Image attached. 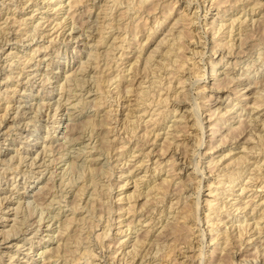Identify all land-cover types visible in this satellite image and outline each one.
Wrapping results in <instances>:
<instances>
[{
	"label": "rangeland",
	"instance_id": "rangeland-1",
	"mask_svg": "<svg viewBox=\"0 0 264 264\" xmlns=\"http://www.w3.org/2000/svg\"><path fill=\"white\" fill-rule=\"evenodd\" d=\"M75 1L0 0V264H264V0Z\"/></svg>",
	"mask_w": 264,
	"mask_h": 264
},
{
	"label": "bare ground",
	"instance_id": "bare-ground-1",
	"mask_svg": "<svg viewBox=\"0 0 264 264\" xmlns=\"http://www.w3.org/2000/svg\"><path fill=\"white\" fill-rule=\"evenodd\" d=\"M4 1H5V0H4ZM38 1H39V0H38ZM47 1H48V0H47ZM59 1H60V0H59ZM78 1H79V0H76L75 2L78 3ZM92 1H93V0H92ZM137 1H138V0H137ZM16 2H17V1H16ZM36 2H37V1H36ZM210 2H211V1H210ZM219 2H220V1H219ZM225 2H226V1H225ZM256 2H258V1H256ZM9 3H10V2H9ZM42 3H43V2H42ZM76 3H74V4H76ZM138 3H140V2H138ZM143 3H145V2H143ZM189 3H191V2H189ZM202 3H203V2H202ZM212 3H213V2H212ZM221 3H222V2H220V5H221ZM223 3H224V2H223ZM2 4H3V2H2ZM22 4H23V3H22ZM257 4H259V2H258ZM16 5H17V4H16ZM39 5H40V4H39ZM200 5H201V4H200ZM207 5H208V4H207ZM143 6H144V5H143ZM212 6H213V5H212ZM217 6H218V5H217ZM253 6H254V5H253ZM55 7H56V6H55ZM249 7H250V6H249ZM258 7H259V6H258ZM7 8H8V7H7ZM21 8H22V7H21ZM56 8H57V7H56ZM143 8H144V7H143ZM201 8H202V7H201ZM35 9H36V8H35ZM61 9H62V8H61ZM135 9H136V8H135ZM205 9H206V8H205ZM226 9H227V8H226ZM228 9H229V8H228ZM17 10H18V9H17ZM17 10H16V11H17ZM30 10H31V9H30ZM44 10H45V9H44ZM199 10H200V9H199ZM20 11H21V10H20ZM67 11H68V10H67ZM125 11H126V10H125ZM223 11H224V10H223ZM225 11H226V10H225ZM250 11H251V10H250ZM6 12H7V11H6ZM47 12H48V11H47ZM183 12H184V11H183ZM183 12H182V13H183ZM182 13H181V14H182ZM192 13H193V15H194V12H192ZM68 14H69V13H68ZM125 14H126V13H125ZM181 14H180V15H181ZM185 14H186V13H185ZM1 15H2V14H1ZM14 15H15V14H14ZM72 15H73V13H72ZM118 15H119V13H118ZM118 15H117V16H118ZM122 15H123V14H122ZM180 15H179V17H180ZM43 16H44V15H43ZM67 16H68V15H67ZM119 16H120V15H119ZM135 16H136V15H135ZM166 16H167V15H166ZM188 16H189V15H188ZM197 16H198V15H197ZM197 16H196V17H197ZM71 17H72V16H71ZM177 17H178V16H177ZM177 17H176V18H177ZM179 17H178V18H179ZM184 17H185V16H184ZM87 18H88V17H87ZM118 18H119V17H118ZM180 18H182V17H180ZM185 18H186V17H185ZM246 18H247V17H246ZM22 19H23V18H22ZM62 19H63V17H62ZM62 19H61V20H62ZM193 19H194V17H193ZM204 19H205V18H204ZM244 19H245V17H244ZM244 19H243V20H244ZM253 19H254V18H253ZM4 20H5V19H4ZM20 20H21V19H20ZM52 20H53V19H52ZM84 20H85V19H84ZM112 20H113V19H112ZM116 20H117V19H116ZM180 20H182V19H180ZM190 20H191V19H190ZM190 20H189V22H190ZM212 20H213V18H212ZM255 20H256V19H255ZM94 21H95V20H94ZM174 21H175V20H174ZM187 21H188V19H187ZM197 21H198V19H197ZM228 21H229V20H228ZM13 22H14V24H15V21H13ZM17 22H18V21H17ZM80 22H81V21H80ZM83 22H84V21H83ZM85 22H86V21H85ZM92 22H93V21H92ZM112 22H113V21H112ZM112 22H111V24H112ZM175 22H176V21H175ZM175 22H173V24H174ZM178 22H179V21H178ZM178 22H177L176 24H178ZM180 22H181V21H180ZM180 22H179V25H180ZM182 22H184V20H183ZM182 22H181V23H182ZM185 22H186V21H185ZM212 22H213V21H212ZM232 22H234V21L232 20L231 23H232ZM252 22H253V21H252ZM257 22H259V21H257ZM54 23H55V22H54ZM58 23H59V22H58ZM155 23H156V22H155ZM190 23H191V22H190ZM221 23H222V22H221ZM238 23H239V22H238ZM240 23H241V22H240ZM43 24H44V23H43ZM46 24H47V23H46ZM107 24H108V23H107ZM186 24H187V22H186ZM188 24H189V23H188ZM192 24H193V22H192ZM223 24H225V23H223ZM10 25H11V24H10ZM34 25H35V24H34ZM56 25L58 26V24H56ZM56 25H55V28L57 27ZM72 25H73V24H72ZM88 25H89V24H88ZM88 25H87V26H88ZM104 25H105V24H104ZM183 25H184V24H182L181 27H182ZM189 25H191V24H189ZM209 25H211V24H209ZM220 25H221V24H220ZM246 25H247V24H246ZM251 25H252V24H251ZM11 26H12V25H11ZM159 26H160V25H159ZM169 26H170V25H169ZM185 26H186V25H185ZM185 26H184V27H185ZM187 26H188V25H187ZM238 26H239V25H238ZM47 27H48V26H47ZM108 27H109V26H108ZM134 27H135V26H134ZM184 27H183V28H184ZM209 27H210V26H209ZM221 27H222V26H221ZM52 28H53V27H52ZM77 28H78V27H77ZM96 28H98V27H96ZM132 28H133V27H132ZM132 28H131V30H132ZM135 28H136V27H135ZM135 28H134V30H135ZM234 28H235V27H234ZM14 29H15V28H14ZM34 29H36V28H34ZM53 29H54V28H53ZM53 29H52V30H53ZM104 29H105V28H104ZM116 29H117V28H116ZM180 29H182V28H180ZM184 29H185V28H184ZM188 29H189V28H188ZM95 30H96V29H95ZM97 30H98V29H97ZM97 30H96V31H97ZM105 30H106V29H105ZM167 30H168V29H167ZM176 30H177V29H176ZM217 30H218V29H217ZM225 30H226V29H225ZM229 30H230V29H229ZM2 31H3V30H2ZM92 31H93V30H92ZM170 31H171V30H170ZM172 31H173V29H172ZM178 31H179V30H178ZM180 31H181V32L183 31L182 33H185L186 35L188 34L187 31H184L183 29L180 30ZM180 31H179V33H181ZM219 31H220V30H219ZM238 31H239V30H238ZM88 32H89V31H88ZM225 32H226V31H225ZM229 32H230V31H228V33H229ZM32 33H33V32H32ZM34 33H35V32H34ZM48 33H49V32H48ZM65 33H66V32H65ZM130 33H131V32H130ZM133 33H135V32H133ZM133 33H132V34H133ZM179 33H178V35H179ZM69 34H70V33H69ZM189 34H191V33H189ZM189 34H188V35H189ZM216 34H217V33H216ZM238 34H239V33H238ZM98 35H100V34H98ZM180 35H182V38L184 37V36H183L184 34H180ZM186 35H185V36H186ZM188 35H187V36H188ZM191 35H192V34H191ZM212 35H213V34H212ZM220 35H221V34H220ZM223 35H225V34H223ZM5 36H6V35H5ZM25 36H26V35H25ZM34 36H35V35H34ZM38 36H39V35H38ZM63 36H64V35H63ZM122 36H124V35H122ZM168 36H169V35H168ZM174 36H175V35H174ZM176 36H177V35H176ZM187 36H186V37H187ZM237 36H238V35H237ZM177 37H178V39L180 38V36H177ZM118 38H119V37H118ZM163 38L165 39V37H163ZM169 38H170V37H169ZM173 38H174V37H173ZM241 38H242V37H241ZM100 39H101V38H100ZM114 39H116V38H114ZM120 39H121V38H120ZM171 39H172V38H171ZM175 39H176V37H175ZM196 39H197V38H196ZM243 39H244V38H243ZM29 40H30V39H29ZM29 40H28V41H29ZM54 40H55V39H54ZM61 40H62V39H61ZM102 40H103V39H102ZM102 40H101V41H102ZM125 40H126V39H125ZM132 40H133V39H132ZM165 40L168 41L167 39H165ZM165 40H164V41H165ZM172 40H173V39H172ZM180 40H181V39H180ZM229 40H230V39H229ZM239 40H240V39H239ZM5 41H7V40L5 39ZM5 41H4V42H5ZM160 41H161V40H160ZM164 41H163V42H164ZM210 41H212V40H210ZM217 41H218V40H217ZM244 41H245V39H244ZM17 42H19V41H17ZM103 42H104V41H103ZM124 42H125V41H124ZM127 42H128V40H127ZM133 42H134V41H132V43H133ZM161 42H162V41H161ZM175 42H176V41H175ZM178 42H179V41H178ZM222 42H223V41H222ZM222 42H221V43H222ZM229 42H230V41H229ZM229 42H228V43H229ZM238 42H239V41H238ZM97 43H98V42H97ZM99 43L101 44L102 42H99ZM125 43H126V42H125ZM180 43H181V42H180ZM199 43H200V42H199ZM211 43H212V42H211ZM213 43H214V42H213ZM219 43H220V42H219ZM0 44H1V43H0ZM85 44H86V42H85ZM166 44H167V43H166ZM178 44H179V43H178ZM178 44H177V45H178ZM181 44H182V43H181ZM195 44H196V43H195ZM201 44H202V43H201ZM214 44H215V43H214ZM222 44H223V43H222ZM225 44H226V43H225ZM225 44H224V45H225ZM231 44H232V42H231ZM12 45H13V44H12ZM96 45H97V44H96ZM164 45H165V42H164ZM184 45H185V44H184ZM220 45H221V44H220ZM224 45H222V46L224 47ZM87 46H88V45H87ZM130 46H131V45H130ZM132 46H133V45H132ZM170 46H171V45H170ZM178 46H179V45H178ZM203 46H204V45H203ZM214 46H215V45H214ZM214 46H213V47H214ZM117 47H118V46H117ZM175 47H176V46H175ZM180 47H181V46H180ZM180 47H179V48H180ZM185 47H186V46H185ZM201 47H202V46H201ZM220 47H221V46H220ZM225 47H226V45H225ZM232 47H234V46H232ZM232 47H231V48H232ZM172 48H173V47H172ZM186 48H187V47H186ZM205 48H206V47H205ZM209 48H211V47H209ZM108 49H109V48H108ZM120 49H121V48H120ZM189 49H190V48H189ZM164 50H165V49H164ZM169 50H171V49H169ZM169 50H168V51H169ZM173 50H174V49H172V51H173ZM196 50H197V49H196ZM221 50H222V49H221ZM223 50H224V49H223ZM229 50H230V49H229ZM231 50H232V49H231ZM106 51H107V50H106ZM106 51H105V53H106ZM109 51H110V50H109ZM172 51H170V53H171ZM211 51H212V50H211ZM89 52H90V51H89ZM173 52H174V51H173ZM188 52H189V51H188ZM242 52H243V51H242ZM96 53H97V52H96ZM139 53H140V52H139ZM157 53H158V52H157ZM164 53H165V52H164ZM168 53H169V52H168ZM195 53H196V52H195ZM197 53H198V52H197ZM201 53H202V52H201ZM220 53H221V52H220ZM230 53H231V51H230ZM230 53H229V54H230ZM243 53H244V52H243ZM91 54H92V53H91ZM166 54H167V53H166ZM172 54H173V53H172ZM213 54H214V53H213ZM237 54H238V53H237ZM31 55H32V54H31ZM103 55H104V54H103ZM109 55H110V54H109ZM169 55H170V54H169ZM149 56H150V55H149ZM151 56H153V55H151ZM160 56H161V55H160ZM166 56H167V55H166ZM179 56H180V54H179ZM188 56H189V55H188ZM212 56H213V55H212ZM32 57H33V56H32ZM94 57H95V56H94ZM98 57H99V56H98ZM189 57H190V56H189ZM95 58H96V57H95ZM105 58H106V57H105ZM150 58H151V57H150ZM150 58H149V59H150ZM177 58H178V57H177ZM184 58H185V57H184ZM186 58H187V57H186ZM193 58H194V57H193ZM220 58H221V57H220ZM220 58H219L218 60H220ZM89 59H90V58H89ZM92 59H93V58H92ZM147 59H148V57H147ZM162 59H163V58H162ZM170 59H171V58H170ZM174 59H175V58H174ZM94 60H95V59H94ZM178 60H179V59H178ZM24 61H25V60H24ZM42 61H43V60H42ZM97 61H98V60H97ZM228 61H229V60H228ZM148 62H149V61H148ZM161 62H162V61H161ZM165 62H166V61H165ZM173 62H174V61H173ZM214 62H217V61H216V60H215V61H212V65L210 66V67H211V69H210V70H211V71H210L211 74L215 72ZM21 63H22V62H21ZM85 63L87 64V62H85ZM136 63H137V62H136ZM146 63H147V62H146ZM191 63H192V62H191ZM7 64H8V63H7ZM25 64H26V63H25ZM82 64H83V63H82ZM131 64H132V63H131ZM185 64H186V63H185ZM173 65H174V64H173ZM175 65H176V64H175ZM193 65H194V64H193ZM97 66H98V65H97ZM129 66H130V65H129ZM135 66H136V65H135ZM144 66L146 67V65H143V67H144ZM168 66H169V65H168ZM180 66L183 67L184 64H183V66H182V64H180ZM203 66H204V65H203ZM32 67H33V66H32ZM35 67H36V65H35ZM95 67H96V66H95ZM151 67H153V66H151ZM193 67H194V66H193ZM98 68H99V67H98ZM102 68H103V67H102ZM157 68H158V67H157ZM175 68H176V67H175ZM20 69H21V68H20ZM84 69H85V68H84ZM128 69H129V68H128ZM129 70H130V69H129ZM143 70H145V69H143ZM190 70H191V69H190ZM83 71H84V70H83ZM83 71H82V72H83ZM127 71H128V70H127ZM186 71H187V70H186ZM37 72H38V71H37ZM76 72H77V71H76ZM92 72H93V71H92ZM132 72H133V71H132ZM136 72H137V71H136ZM159 72H160V71H159ZM172 72H173V71H172ZM79 73H80V72H79ZM105 73H106V72H105ZM105 73H104V74H105ZM163 73H164V72H163ZM163 73H162V74H163ZM177 73H178V72H177ZM10 74H11V73H10ZM20 74H21V73H20ZM36 74H37V73H36ZM90 74H91V73H90ZM99 74H101V73H99ZM134 74H137V73H134ZM157 74H158V73H157ZM13 75H14V74H13ZM32 75H33V74H32ZM171 75H172V74H171ZM9 76H10V75H9ZM30 76H31V75H30ZM70 76H71V75H70ZM131 76H132V75H131ZM152 76H153V74H152ZM165 76H166V75H165ZM200 76H201V75H200ZM215 76H216V75H215ZM72 77H73V76H72ZM98 77H99V76H98ZM115 77H116V76H115ZM176 77H177V76H176ZM226 77H227V76H226ZM226 77H224V78H226ZM46 78H47V77H46ZM81 78H82V77H81ZM84 78H85V77H84ZM120 78H122V77H119V79H120ZM213 78H215V77H213ZM221 78H222V77H221ZM221 78H220V79H221ZM231 78H232V77H231ZM16 79H17V78H16ZM74 79H75V78H74ZM99 79H100V78H98V80H99ZM130 79H131V78H130ZM132 79H133V78H132ZM132 79H131V80H132ZM143 79H144V78H143ZM197 79H198V78H197ZM216 79H217V78H216ZM6 80H7V79H6ZM41 80H42V79H41ZM69 80H70V79H69ZM145 80H146V79H145ZM169 80H170V79H169ZM169 80H168V81H169ZM211 80H212V79H211ZM46 81H47V80H46ZM66 81H68V79H67ZM76 81H77V79H76ZM165 81H166V80H165ZM191 81H192V80H191ZM194 81H195V80H194ZM196 81H197V80H196ZM216 81H217V80H216ZM230 81H231V80H230ZM0 82H1V81H0ZM44 82H45V81H44ZM47 82H48V81H47ZM70 82H71V81H70ZM70 82H69V83H70ZM74 82H75V81H74ZM77 82H79V81H77ZM83 82H84V81H83ZM83 82H82V83H83ZM87 82H88V80H87ZM178 82H179V81H178ZM185 82H186V81H185ZM253 82H255V81H253ZM253 82H252V83H253ZM256 82H257V81H256ZM1 83H2V82H1ZM71 83H72V82H71ZM75 83H76V82H75ZM91 83H92V82H91ZM107 83H108V82H107ZM118 83H119V82H118ZM127 83H128V82H127ZM136 83H137V82H136ZM181 83H182V81H181ZM236 83H237V82H236ZM261 83H262V82H261ZM17 84H18V83H17ZM62 84H63V83H62ZM80 84H81V83H79V85H80ZM100 84H101V83H100ZM129 84H130V82H129ZM212 84H213V83H212ZM256 84H257V83H256ZM55 85H56V84H55ZM77 85H78V84H77ZM81 85H84V84H81ZM141 85H142V84H141ZM143 85H145V84H143ZM147 85H148V84H147ZM149 85H150V84H149ZM158 85H159V84H158ZM168 85H169V83H168ZM180 85H181V84H180ZM182 85H183V83H182ZM33 86H34V85H33ZM94 86H95V85H94ZM116 86H117V85H116ZM137 86H138V85H137ZM173 86H174V85H173ZM261 86H262V85H261ZM30 87H31V85H30ZM62 87H63V86H62ZM76 87H77V86H76ZM79 87H80V86H79ZM98 87H99V86H98ZM131 87H132V86H131ZM161 87H162V86H161ZM164 87H165V86H164ZM174 87H175V86H174ZM186 87H187V86H186ZM259 87H260V86H259ZM16 88H17V87H16ZM63 88H64V87H63ZM169 88H170V87H169ZM169 88H168V89H169ZM217 88H218V87H217ZM237 88H238V87H237ZM262 88H263V87H262ZM262 88H261V89H262ZM5 89H6V87H5ZM25 89H26V88H25ZM152 89H153V87H152ZM172 89H173V88H172ZM202 89H203V88H202ZM204 89H205V88H204ZM233 89H234V88H233ZM23 90H24V89H23ZM69 90H70V89H69ZM112 90H113V89H112ZM118 90H119V89H118ZM124 90H125V89H124ZM128 90H129V88H128ZM130 90H131V89H130ZM130 90H129V91H130ZM157 90H158V89H157ZM163 90H164V89H163ZM165 90H166V89H165ZM72 91H73V89H72ZM116 91H117V90H116ZM125 91H126V90H125ZM146 91H147V90H146ZM159 91H160V90H159ZM201 91H202V90H201ZM20 92H21V91H20ZM30 92H31V91H30ZM73 92H74V91H73ZM76 92H77V91H76ZM88 92H89V91H88ZM127 92H128V91H127ZM131 92H132V91H131ZM135 92H136V91H135ZM141 92H143V91H141ZM141 92H140V90H139L140 95H143V94H141ZM177 92H178V91H177ZM179 92H180V91H179ZM229 92H230V91H229ZM260 92H261V91H260ZM263 92H264V91H263ZM31 93H32V92H31ZM61 93H62V92H61ZM120 93H121V92H120ZM132 93H134V92H132ZM139 93H138V94H139ZM156 93L159 94L158 92H156ZM160 93H161V92H160ZM164 93H165V92H164ZM236 93H237V92H236ZM256 93H257V92H256ZM4 94H5V93H4ZM32 94H33V93H32ZM118 94H119V93H118ZM127 94H128V93H127ZM145 94H146V93H145ZM168 94H169V93H168ZM176 94H177V93H176ZM232 94H234V93L232 92ZM257 94H258V93H257ZM75 95H76V94H75ZM84 95H85V94H84ZM151 95H153L152 92H151ZM183 95H184V94H183ZM263 95H264V94H263ZM142 97H143V96H142ZM166 97H167V96H166ZM175 97H176V96H175ZM239 97H240V96H239ZM242 97H243V96H242ZM257 97H258V96H257ZM260 97H261V96H260ZM75 98H76V97H75ZM100 98H101V97H100ZM100 98H99V99H100ZM158 98H159V97H158ZM185 98H186V97H185ZM216 98H217V97H216ZM254 98H255V97H254ZM9 99H10V98H9ZM77 99H78V98H77ZM137 99H138V98H137ZM65 100H66V99H65ZM65 100H64V101H65ZM84 100H85V99H84ZM84 100H82V101H84ZM138 100H139V99H138ZM155 100H157V99H155ZM166 100H167V99H166ZM237 100H238V99H237ZM258 100H259V99H258ZM262 100H263V99H262ZM32 101H33V100H32ZM76 101H77V100H76ZM141 101H142V100H141ZM41 102H42V101H41ZM47 102H48V101H47ZM47 102H46V103H47ZM62 102H63V101H62ZM88 102H89V101H88ZM135 102H136V101H135ZM151 102H152V101H151ZM157 102H158V101H157ZM159 102H160V101H159ZM183 102H184V101H183ZM263 102H264V101H262L261 103H263ZM17 103H18V102H17ZM31 103H32V102H31ZM73 103H74V102H73ZM75 103H78V102H75ZM75 103L73 104L74 106H75ZM146 103H147V102H146ZM146 103H144V104H146ZM238 103H239V102H238ZM243 103H244V102H243ZM255 103H256V102H255ZM39 104H40V103H39ZM42 104H43V102H42ZM48 104H49V103H48ZM54 104H55V103H54ZM80 104H82V103H80ZM98 104H99V103H98ZM136 104H137V103H136ZM138 104H139V103H138ZM147 104H148V103H147ZM149 104H150V103H149ZM253 104H254V103H253ZM8 105H9V104H8ZM37 105H38V104H37ZM56 105H58V104H56ZM73 105H72V106H73ZM76 105H77V104H76ZM78 105H79V104H78ZM99 105H100V104H99ZM123 105H124V104H123ZM126 105H127V104H126ZM156 105H157V104H156ZM6 106H7V105H6ZM11 106H12V105H11ZM39 106H40V105H39ZM41 106L43 107V105H41ZM68 106H70V104H69ZM68 106H67V107H68ZM86 106H87V105H86ZM92 106H93V105H92ZM97 106H98V105H97ZM148 106H149V105H148ZM198 106H199V105H198ZM243 106H244V105H243ZM257 106H258V105H257ZM17 107H18V106H17ZM55 107L57 108V106H55ZM199 107H200V106H199ZM10 108H11V107H10ZM58 108H59V107H58ZM74 108H75V107H74ZM126 108H127V107H126ZM256 108H257V107H256ZM256 108H255V109H256ZM5 109H6V108H5ZM35 109H36V108H35ZM53 109H55V108H53ZM78 109H79V108H78ZM110 109H111V107H110ZM178 109H179V108H178ZM208 109H209V108H208ZM263 109H264V108H263ZM28 110H29V109H28ZM41 110H42V109H41ZM68 110H69V109H68ZM103 110H104V109H103ZM108 110H109V109H108ZM146 110H147V108H145V111H146ZM158 110H159V109H157L156 111H158ZM227 110H228V108H227ZM9 111H10V110H9ZM12 111H13V110H12ZM19 111H20V110H19ZM156 111H154V112H156ZM229 111H230V110H229ZM247 111H248V110H247ZM3 112H4V111H3ZM69 112H70V111H69ZM127 112H128V111H127ZM152 112H153V111H152ZM210 112H211V111H210ZM210 112H209V113H210ZM226 112H227V111H226ZM248 112H249V111H248ZM260 112H261V111H260ZM52 113H53V112H52ZM140 113H141V112H140ZM168 113H169V112H168ZM170 113H171V112H170ZM175 113H176V112H175ZM223 113H224V112H223ZM237 113H238V112H237ZM5 114H6V113H5ZM5 114H4V115H5ZM13 114H14V113H13ZM33 114H34V111H33ZM46 114H47V113H46ZM123 114H124V113H123ZM212 114H214V113H212ZM36 115H37V114H36ZM135 115H136V114H135ZM135 115H134V116H135ZM192 115H193V114H192ZM253 115H254V114H253ZM1 116H2V115H1ZM27 116H28V115H27ZM137 116H138V115H137ZM156 116H158V115L156 114ZM212 116H213V115H212ZM222 116H223V114H222ZM38 117H39V116H38ZM69 117H70V116H69ZM182 117H183V116H182ZM182 117H181L180 119H182ZM245 117H246V116H245ZM255 117H256V116H255ZM17 118H18V117H17ZM46 118H47V117H46ZM199 118H200V117H199ZM240 118H241V117H240ZM240 118H239V119H240ZM102 119H103V118H102ZM125 119H127V118H125ZM148 119H149V118H148ZM148 119H147V120H148ZM150 119H151V117H150ZM152 119H153V118H152ZM152 119H151V120H152ZM229 119H230V118H229ZM242 119H243V118H242ZM249 119H250V118H249ZM25 120H26V119H25ZM30 120H31V119H30ZM116 120H117V119H116ZM132 120H133V119H132ZM153 120H154V119H153ZM183 120H184V119H183ZM200 120L202 121V119H200ZM243 120H244V119H243ZM247 120H248V118H247ZM261 120H262V119H261ZM28 121H29V120H28ZM100 121H101V120H100ZM129 121H130V120H129ZM148 121H149V120H148ZM240 121H241V120H240ZM245 121H246V120H245ZM254 121H255V120H254ZM257 121H258V120H257ZM26 122H27V121H26ZM29 122H30V121H29ZM36 122H37V120H36ZM38 122H39V121H38ZM116 122H118V121H116ZM141 122H142V121H141ZM193 122H194V121H193ZM58 123H59V121H58ZM100 123H101V122H100ZM100 123H98V124L100 125ZM113 123H114V122H113ZM147 123H148V122H147ZM149 123H150V122H149ZM156 123H157V122H156ZM246 123H247V122H246ZM250 123H251V122H250ZM26 124H27V123H26ZM60 124H61V123H60ZM105 124H106V123H105ZM157 124H158V123H157ZM174 124H175V123H174ZM214 124H215V121H214L213 125H214ZM216 124H217V123H216ZM239 124L242 125L241 122H240ZM251 124H252V123H251ZM9 125H10V124H9ZM17 125H18V124H17ZM17 125H16V126H17ZM101 125H103V124H101ZM106 125H107V124H106ZM175 125H176V124H175ZM204 125H205V124H204ZM213 125H212V126H213ZM22 126H23V125H22ZM69 126H70V124H69ZM93 126H94V125H93ZM95 126H96V125H95ZM103 126H104V125H103ZM110 126H111V125H110ZM171 126H172V124H171ZM180 126H181V125H180ZM180 126H179V127H180ZM186 126H187V125H186ZM214 126H215V125H214ZM242 126H243V125H242ZM244 126H245V125H244ZM247 126H249V125H247ZM117 127H118V126H117ZM137 127H138V126H137ZM173 127H174V125H173ZM240 127H241V126H240ZM257 127H258V126H257ZM133 128H134V127H133ZM145 128H146V127H145ZM153 128H154V127H153ZM170 128H172V127H170ZM180 128H181V127H180ZM182 128L184 129L183 126H182ZM200 128H201V127H200ZM213 128H214V127H213ZM242 128H243V127H242ZM103 129H104V128H103ZM177 129H178V128H177ZM216 129H217V128H216ZM262 129H263V126H262ZM6 130H7V129H6ZM119 130L121 131L120 128H119ZM124 130H125V129H124ZM124 130H123V131H124ZM144 130H145V129H144ZM146 130H147V129H146ZM152 130H153V129H152ZM179 130H181V129H179ZM211 130H212V129H211ZM230 130H233V129L230 128ZM245 130H246V129H245ZM245 130H244V131H245ZM248 130H249V129H248ZM7 131H8V130H7ZM14 131H15V130H14ZM105 131H106V130H105ZM132 131H133V130H132ZM147 131H148V130H147ZM182 131H183V130H182ZM226 131H227V130H226ZM252 131H253V130H252ZM143 132H144V131H143ZM184 132H185V131H184ZM211 132H212V131H211ZM213 132H214V130H213ZM215 132H216V130H215ZM241 132H242V131H241ZM253 132H254V131H253ZM88 133H89V132H88ZM105 133H106V132H105ZM107 133H108V132H107ZM124 133H125V132H124ZM145 133H146V132H145ZM149 133H150V132H149ZM156 133H157V132H156ZM156 133H155V134H156ZM203 133H204V132H203ZM216 133H217V132H216ZM250 133H251V132H250ZM132 134H133V133H132ZM172 134H173V133H172ZM175 134H176V136H179V135H177V133H175ZM214 134H215V133H213V136H214ZM224 134H225V133H224ZM240 134H241V133H240ZM255 134L257 135V133H255ZM16 135H17V134H16ZM22 135H23V134H22ZM79 135H81V134H79ZM130 135H131V134H130ZM144 135H145V134H143V136H144ZM168 135H170V134H168ZM200 135H201V134H200ZM258 135H259V134H258ZM262 135H263V133H262ZM74 136L76 137V135H74ZM77 136H78V135H77ZM104 136H105V135H104ZM126 136H127V135H126ZM131 136H132V135H131ZM138 136H139V135H138ZM153 136H154V135H153ZM153 136H152V137H153ZM156 136H157V135H156ZM156 136H155V137H156ZM158 136H159V135H158ZM185 136H186V135H185ZM201 136H202V135H201ZM26 137H27V135H26ZM70 137H71V136H70ZM113 137H114V136H113ZM127 137H128V136H127ZM166 137H167V136H166ZM171 137H172V136H171ZM173 137H174V136H173ZM259 137H260V136H259ZM23 138H25V137H23ZM72 138H73V137H72ZM72 138H71V139H72ZM89 138H90V136H89ZM139 138H140V137H139ZM212 138H213V137H212ZM247 138H249V137L247 136ZM247 138H246V139H247ZM250 138H252V137H250ZM253 138H255V137H253ZM75 139H78V138H75ZM104 139H105V138H104ZM109 139H110V138H109ZM109 139H108V140H109ZM154 139H155V138H154ZM198 139H199V138H198ZM198 139H197V140H198ZM69 140H70V139H69ZM100 140H103V139H100ZM127 140H128V139H127ZM140 140H141V138H140ZM142 140H143V139H142ZM145 140H146V139H145ZM152 140H153V138H152ZM163 140H164V139H163ZM165 140H167V138H166ZM197 140H196V141H197ZM244 140H245V139H244ZM249 140H250V139H249ZM251 140H252V139H251ZM257 140H258V138H257ZM105 141H106V139H105ZM179 141H180V140H179ZM196 141H195V142H196ZM201 141H202V140H201ZM201 141H200V142H201ZM212 141H213V140H212ZM233 141H234V140H233ZM240 141H241V140H240ZM245 141H246V140H245ZM252 141H253V140H252ZM259 141H260V140H259ZM101 142H102V141H101ZM121 142H122V141H121ZM151 142H153V141H151ZM166 142H167V143H168V142H171V139L169 138V140H167ZM177 142H178V141H177ZM209 142H210V141H209ZM65 143H66V142H65ZM108 143H109V142H108ZM171 143H172V142H171ZM182 143H183V142H182ZM237 143H238V142H237ZM59 144H60V143H59ZM109 144H110V143H109ZM150 144H151V143H150ZM163 144L165 145V143H163ZM168 144H169V143H168ZM177 144H178V143H177ZM177 144H176V145H177ZM208 144H209V143H208ZM221 144H222V143H221ZM62 145H63V144H62ZM85 145H86V144H85ZM93 145H94V144H93ZM100 145H101V144H100ZM104 145H105V144H104ZM104 145H103V147H104ZM134 145H135V144H134ZM137 145H138V144H137ZM139 145H140V144H139ZM182 145H183V144H182ZM187 145H188V144H187ZM263 145H264V144H263ZM58 146H59V145H58ZM107 146H109V145L107 144ZM107 146H106V147H107ZM167 146H168V145H167ZM251 146H252V145H251ZM43 147L45 148V146H43ZM100 147H102V146H100ZM103 147H102V148H103ZM119 147H120V145H119ZM119 147H118V148H119ZM162 147H163V146H162ZM164 147H165V146H164ZM178 147H179V146H178ZM263 147H264V146H263ZM49 148H50V147H49ZM64 148H65V147H64ZM78 148H79V147H78ZM95 148H96V147H95ZM211 148H212V147H211ZM56 149H57V146H56ZM109 149H110V148H109ZM111 149H112V148H111ZM120 149H121V148H120ZM160 149H161V148H160ZM176 149H177V148H176ZM241 149H243V148L241 147ZM54 150H55V149H54ZM106 150H107V149H106ZM121 150H122V149H121ZM132 150H133V149H132ZM158 150H159V149H158ZM162 150H163V148L161 149V151H162ZM210 150H211V149H210ZM210 150H209V151H210ZM42 151H43V150H42ZM138 151H140V149H139ZM155 151H156V150H155ZM155 151H153V152H155ZM163 151H164V150H163ZM173 151H174V150H173ZM175 151H176V150H175ZM190 151H191V150H190ZM48 152H49V151H48ZM58 152H59V151H58ZM64 152H65V151H64ZM64 152H63V153H64ZM164 152H165V151H164ZM61 153H62V152H60V154H61ZM112 153H113V152H112ZM138 153H139V152H138ZM150 153H151V152H150ZM155 153H156V152H155ZM161 153H162V152H161ZM161 153H160V154H161ZM193 153H194V152H193ZM200 153H201V152H200ZM253 153H254V152H253ZM37 154H38V153H37ZM107 154H108V153H107ZM144 154H145V153H144ZM160 154H159V156H163V154H162V155H160ZM184 154H185V153H184ZM23 155H24V154H23ZM100 155H101V154H100ZM104 155H105V153H104ZM141 155H142V154H141ZM145 155H146V154H145ZM147 155H148V154H147ZM151 155H153V153H152ZM185 155H186V154H185ZM241 155H242V154H241ZM243 155H244V154H243ZM17 156H18V155H17ZM29 156H30V155H29ZM41 156H42V155H41ZM65 156H66V155H65ZM155 156H156V155H155ZM173 156H174V155H173ZM223 156H224V155H223ZM19 157H20V156H19ZM63 157H64V155H63ZM86 157H87V156H86ZM167 157H168V156H167ZM171 157H172V156H171ZM171 157H170V158H171ZM186 157H187V156H186ZM38 158H39V157H38ZM56 158H57V157H56ZM170 158H167V159L169 160ZM231 158H232V157H231ZM231 158H230V159H231ZM13 159H14V158H13ZM24 159H25V158H24ZM31 159H32V158H31ZM51 159H52V158H51ZM67 159H68V158H67ZM107 159H108V158H107ZM131 159H132V158H131ZM211 159H212V158H211ZM34 160H35V159H34ZM44 160H45V159H44ZM54 160H57V159H54ZM152 160H153V159H152ZM156 160H158V159H156ZM156 160H155V161H156ZM209 160H210V159H209ZM215 160H216V159H215ZM218 160H219V159H218ZM236 160H238V158H237ZM241 160H242V159H241ZM244 160H245V156H244ZM29 161H30V160H29ZM29 161H28V162H29ZM31 161H32V160H31ZM52 161H53V160H52ZM72 161H73V160H72ZM118 161H119V160H118ZM123 161H124V160H123ZM153 161H154V160H153ZM210 161H211V160H210ZM212 161L214 162V160H212ZM239 161H240V160H239ZM260 161H261V160H260ZM5 162H6V161H5ZM20 162H21V161H20ZM46 162H47V161H46ZM49 162H50V161H49ZM70 162H71V161H70ZM70 162H69V163H70ZM161 162H162V161H161ZM164 162H165V161H164ZM208 162H209V161H208ZM208 162H207V163H208ZM235 162H236V161H235ZM240 162H241V161H240ZM17 163H18V162H17ZM17 163H16V164H17ZM74 163H75V162H74ZM106 163H107V162H106ZM140 163H141V162H140ZM146 163H147V162H146ZM155 163H156V162H155ZM167 163H168V162H167ZM174 163H176V162H174ZM211 163H212V162H211ZM254 163H255V162H254ZM16 164H14V165H16ZM36 164H37V163H36ZM42 164H43V163H42ZM57 164H58V163H57ZM125 164H126V162H125ZM138 164H139V162H138ZM161 164H162V163H161ZM170 164H171V163H170ZM170 164L168 165V166H170L169 168H171V167L174 165L173 163H172V164H173L172 166H171ZM209 164H210V163H209ZM214 164H215V163H214ZM214 164H213V165H214ZM225 164H226V163H225ZM228 164H230V163H228ZM233 164H234V163H233ZM261 164H262V163H261ZM12 165H13V164H12ZM14 165H13V166H14ZM20 165H21V164H20ZM31 165H32V164H31ZM66 165H67V164H66ZM69 165H70V164H69ZM75 165H76V164H75ZM75 165L73 164V166H75ZM79 165H82V164H79ZM139 165H140V164H139ZM162 165H163V164H162ZM175 165H176V164H175ZM226 165H227V164H226ZM226 165H225V166H226ZM71 166H72V163H71ZM71 166H70V167H71ZM155 166H157V165H155ZM165 166H166V165H165ZM197 166H198V165H197ZM207 166H208V165H207ZM238 166H239V165H238ZM43 167H44V166H43ZM75 167H76V166H75ZM79 167L82 168L81 166H79ZM106 167L108 168V166H106ZM116 167H117V166H116ZM137 167H139V166H137ZM157 167H158V166H157ZM223 167H224V166H223ZM133 168H134V167H133ZM158 168H159V167H158ZM177 168H178V167H177ZM208 168H209V167H208ZM210 168H211V167H210ZM212 168H213V166H212ZM230 168H231V166H230ZM12 169H14V168H12ZM35 169H36V168H35ZM38 169H39V168H38ZM69 169H70V168H69ZM75 169H76V168H75ZM82 169H83V168H82ZM155 169H156V168H155ZM249 169H250V168H249ZM253 169H254V168H253ZM29 170H30V169H29ZM56 170H58V169H56ZM62 170H63V169H62ZM144 170H145V169H144ZM209 170H210V169H209ZM211 170H212V169H211ZM256 170H257V169H256ZM49 171H50V170H49ZM60 171H61V170H60ZM129 171H131V170H129ZM136 171H137V170H136ZM158 171H159V170H158ZM170 171H171V170H170ZM177 171H178V170H177ZM248 171H249V170H248ZM126 172H127V171H126ZM172 172H173V171H172ZM172 172H171V173H172ZM249 172H250V171H249ZM256 172H257V171H256ZM42 173H43V172H42ZM55 173H56V172H55ZM120 173H121V172H120ZM151 173H153V172H151ZM156 173H157V172H156ZM173 173H174V172H173ZM175 173H176V172H175ZM210 173H211V172H210ZM210 173H208V174H210ZM243 173H244V172H243ZM21 174H22V173H21ZM21 174H20V175H21ZM26 174H27V173H26ZM134 174H135V172H134ZM143 174H144V173H143ZM141 175H142V173H141ZM224 175H225V174H224ZM230 175H231V174H230ZM10 176H11V175H10ZM10 176H9V177H10ZM22 176H23V175H22ZM51 176H52V175H51ZM139 176H140V175H139ZM142 176H143V175H142ZM210 176H211V175H210ZM215 176H216V175H215ZM227 176H228V175H227ZM231 176H232V175H231ZM62 177H63V176H62ZM151 177H152V176H151ZM172 177H173V176H172ZM199 177H200V176H199ZM219 177H220V176H219ZM15 178H16V177H15ZM15 178H14V179H15ZM26 178H27V177H26ZM48 178H49V177H48ZM59 178H60V177H59ZM140 178H141V177H140ZM148 178H150V177H148ZM220 178H221V177H220ZM226 178H227V177H226ZM232 178H233V177H232ZM232 178H231V179H232ZM250 178H251V177H250ZM60 179H61V178H60ZM202 179H203V178H202ZM246 179H247V178H246ZM47 180H48V179H47ZM139 180H140V179H139ZM141 180H143V179H141ZM165 180H166V179H164V181H165ZM224 180H225V178H224ZM226 180H228V179H226ZM11 181H12V180H11ZM125 181H126V179H125ZM136 181H137V180H136ZM154 181H155V180H154ZM169 181H170V179H169ZM198 181H199V180H198ZM218 181H219V180H218ZM218 181H217V182H218ZM244 181H245V180H244ZM5 182H6V181H5ZM45 182H46V181H45ZM45 182H44V183H45ZM66 182H67V181H66ZM133 182H134V181H133ZM141 182H142V181H141ZM165 182H167V180H166ZM219 182H220V181H219ZM226 182H227V181H226ZM260 182H261V181H260ZM58 183H59V181H58ZM124 183H126V182H124ZM124 183H123V184H124ZM138 183H139V181H138ZM162 183H163V181H162ZM46 184H47V182H46ZM135 184H136V183H135ZM135 184H134V185H135ZM159 184H160V183H159ZM211 184H212V183H211ZM43 185H44V184H43ZM47 185H48V184H47ZM53 185H54V184H53ZM57 185H58V184H57ZM66 185H67V183H66ZM136 185H137V184H136ZM136 185H135V187H136ZM162 185H164V184H162ZM206 185H207V184H206ZM217 185H218V184H217ZM226 185H227V184H226ZM5 186H6V185H5ZM48 186H50V185H48ZM48 186H47V187H48ZM64 186H65V184H64ZM122 186H123V185H122ZM150 186H151V185H150ZM154 186L156 187V184H155V185H152V188H155ZM228 186H229V185H228ZM232 186H233V185H232ZM247 186H248V185H247ZM37 187H39V186H37ZM51 187H52V186H51ZM51 187H50V188H51ZM138 187H139V186H138ZM158 187L160 188V185H159V186L157 185V188H158ZM260 187H261V186H260ZM50 188H49V189H50ZM57 188H58V187H57ZM147 188H148V187H147ZM157 188H156V189H157ZM38 189H39V188H38ZM38 189H37V190H38ZM52 189H53V188H52ZM58 189H59V188H58ZM134 189H136V188H134ZM148 189H150V188H148ZM222 189H223V188H222ZM242 189H243V188H242ZM247 189H248V188H247ZM56 190H57V189H56ZM61 190H62V187H61ZM97 190H98V189H97ZM151 190H152V189H151ZM151 190H150V191H151ZM158 190H160V189H158ZM158 190H157V192H158ZM47 191H48V190H47ZM213 191H214V190H213ZM242 191H243V190H242ZM253 191H254V190H253ZM8 192H9V191H8ZM77 192H78V191H77ZM81 192H82V191H81ZM148 192H149V190H148ZM57 193H58V192H57ZM93 193H94V192H93ZM97 193H98V192H97ZM145 193H146V192H145ZM145 193H144V194H145ZM152 193H153V192H152ZM158 193H159V192H158ZM239 193H240V192H239ZM37 194H38V193H37ZM54 194H55V193H54ZM214 194H215V193H214ZM44 195H45V194H44ZM60 195H61V194H60ZM89 195H90V194H89ZM148 195H149L150 197H154V196H151V194H148ZM148 195H147V197H148ZM153 195H154V194H153ZM215 195H216V194H215ZM234 195H235V194H234ZM253 195H255V194H253ZM161 196H163V195H161ZM4 197H5V195H4ZM4 197H3V198H4ZM34 197H35V196H34ZM39 197H40V196H39ZM41 197H42V196H41ZM50 197H51V196H50ZM63 197H64V196H63ZM147 197H145V198H147ZM155 197H156V195H155ZM5 198H6V197H5ZM5 198H4V199H5ZM51 198H52V197H51ZM51 198H49V199H51ZM58 198H60V197H57L56 199H58ZM94 198H96V197H94ZM240 198H241V197H240ZM21 199H22V198H21ZM40 199H41V198H40ZM49 199H48V200H49ZM154 199H155V198H154ZM163 199H164V198H163ZM252 199H253V198H252ZM33 200H34V199H33ZM146 200H147V199H146ZM149 200H151V199H149ZM249 200H250V199H249ZM262 200H263V199H262ZM28 201H29V200H28ZM34 201H35V200H34ZM34 201H33V202H34ZM38 201H39V200H38ZM51 201H54V199H53V200L51 199ZM58 201H59V200H58ZM58 201L56 200V202H58ZM155 201H156V200H155ZM207 201H208V200H207ZM259 201H260V200H259ZM17 202H18V201H17ZM19 202H20V200H19ZM26 202H27V201H25V203H26ZM31 202H32V201H31ZM40 202H41V200H40ZM145 202H146V201H145ZM148 202H149V201H148ZM159 202H161V201H159ZM208 202H209V201H208ZM208 202H207V203H208ZM257 202H258V201H257ZM28 203H29V202H28ZM34 203H35V202H34ZM46 203H47V202H46ZM149 203H150V202H149ZM248 203H249V202H248ZM258 203H259V202H258ZM260 203H261V202H260ZM18 204H19V203H18ZM38 204H39V203H38ZM40 204H41V203H40ZM40 204H39V206H40ZM131 204H132V203H131ZM154 204H158V203L154 202ZM162 204H163V203H162ZM174 204H175V203H174ZM194 204H195V203H194ZM25 205H26V204H25ZM29 205H30V204H29ZM31 205H32V204H31ZM43 205L45 206V204H43ZM52 205H53V204H52ZM175 205H176V204H175ZM206 205H207V204H206ZM208 205H209V204H208ZM212 205H213V204H212ZM227 205H228V204H227ZM237 205H238V203H237ZM257 205H258V204H257ZM18 206H19V205H18ZM41 206H42V205H41ZM41 206H40V208H42ZM46 206H48V205H46ZM130 206H131V205L129 204V206H127V207L129 208ZM152 206H153V205H152ZM228 206H229V205H228ZM239 206H240V205H239ZM241 206H242V205H241ZM255 206H256V205H255ZM255 206H254V207H255ZM14 207H15V206H14ZM25 207H27V206H25ZM28 207H29V206H28ZM48 207H49V206H48ZM206 207H207V206H206ZM210 207H211V206H210ZM233 207H234V206H233ZM236 207H237V206H236ZM8 208H9V207H8ZM17 208H18V207H17ZM74 208L76 209V207H74ZM119 208H120V207H119ZM123 208H124V207H123ZM128 208H126V209H128ZM153 208H154V207H153ZM153 208H152V209H153ZM214 208H215V207H214ZM238 208H239V207H238ZM77 209H78V207H77ZM134 209H135V208H134ZM144 209H145V208H144ZM150 209H151V207H150ZM168 209H169V208H168ZM232 209H233V208H232ZM234 209H235V208H234ZM15 210H16V209H14V211H15ZM20 210H21V209H20ZM120 210H121V209H120ZM128 210H129V209H128ZM148 210H149V209H148ZM148 210H147V211H148ZM155 210H156V209H155ZM208 210H209V209H208ZM210 210H211V209H210ZM227 210H228V209H227ZM238 210H239V209H238ZM242 210H243V209H242ZM118 211H119V210H118ZM131 211H132V210H131ZM133 211H134V210H133ZM232 211H233V210H232ZM21 212H22V211H21ZM57 212H58V211H57ZM72 212H73V210H72ZM128 212L130 213V211H128ZM169 212H170V211H169ZM142 213H143V212H142ZM180 213H181V212H180ZM207 213H208V212H207ZM231 213H232V212H231ZM247 213H248V212H247ZM254 213H255V212H254ZM39 214H40V213H39ZM57 214H58V213H57ZM60 214H61V213H60ZM184 214H185V213H184ZM133 215H134V214H133ZM144 215H145V214H144ZM157 215H158V214H157ZM259 215H261V214H259ZM15 216H16V215H15ZM35 216H36V215H35ZM39 216H40V215H39ZM41 216H42V215H41ZM41 216H40V217H41ZM52 216H53V215H52ZM72 216H73V215H72ZM149 216H150V215H149ZM172 216H173V215H172ZM245 216H246V215H245ZM36 217H37V216H36ZM36 217H35V218H36ZM121 217H122V216H121ZM138 217H139V216H138ZM138 217H136V218H138ZM182 217H183V216H182ZM222 217H223V216H222ZM35 218H34V219H35ZM45 218H46V217H45ZM52 218H53V217H51V219H52ZM72 218H73V217H72ZM69 219H70V218H69ZM169 219H170V218H169ZM67 220H68V219H67ZM131 220H132V218H131ZM154 220H155V219H154ZM154 220H153V221H154ZM258 220H259V219H258ZM51 221H52V220H51ZM57 221H58V220H57ZM127 221H130V220H127ZM134 221H135V220H134ZM167 221H168V219H167ZM207 221H208V220H207ZM214 221H215V220H214ZM228 221H229V220H228ZM259 221H260V220H259ZM259 221H258V222H259ZM18 222H19V221H18ZM28 222H29V221H28ZM34 222H35V221H34ZM37 222H39V221H37ZM49 222H50V221H49ZM69 222H70V220H69ZM71 222H72V220H71ZM71 222H70V223H71ZM146 222H147V221H146ZM208 222H209V221H208ZM243 222H244V221H243ZM21 223H22V222H21ZM67 223H68V222H67ZM142 223H143V222H142ZM152 223H153V222H152ZM171 223H172V222H171ZM209 223H210V222H209ZM244 223H245V222H244ZM248 223H250V222H248ZM22 224H23V223H22ZM24 224H25V223H24ZM56 224H57V223H56ZM77 224H78V223H77ZM123 224H124V223H123ZM125 224H126V223H125ZM128 224H129V222L127 223V225H128ZM144 224H145V222H144ZM150 224H151V223H150ZM165 224H166V223H165ZM167 224H169V223H167ZM173 224H174V223H173ZM37 225H38V224H37ZM47 225H48V224H47ZM64 225H65V224H64ZM64 225H63V226H64ZM68 225H69V223H68ZM109 225H110V224H109ZM118 225H119V224H118ZM161 225H162V224H161ZM232 225H234V223H233ZM240 225H242V224H240ZM244 225H245V224H244ZM252 225H253V224H252ZM256 225H257V223H256ZM107 226H108V225H107ZM171 226H172V225H171ZM216 226H218V225H216ZM242 226H243V225H242ZM242 226H240V227L242 228ZM19 227H20V226H19ZM45 227H46V226H45ZM65 227H66V226H65ZM101 227H102V226H101ZM101 227H100V228H101ZM127 227H128V226H127ZM184 227H185V226H184ZM186 227H189V226L186 225ZM240 227H239V228H240ZM68 228H69V227H68ZM73 228H74V227H73ZM76 228H77V227H76ZM125 228H126V227H125ZM163 228H164V227H163ZM163 228H162V229H163ZM169 228H170V227H169ZM243 228H245V227H243ZM22 229H23V227H22ZM59 229H60V228H59ZM78 229H79V228H78ZM103 229H105V228H103ZM108 229H109V228H108ZM123 229H124V228H123ZM220 229H221V228H220ZM254 229H255V228H254ZM256 229H257V228H256ZM256 229H255V230H256ZM15 230H16V229H15ZM76 230H77V229H76ZM120 230H122V229H120ZM127 230H128V228H127ZM148 230H149V229H147L146 231L148 232ZM242 230H243V229H242ZM252 230H253V229H252ZM19 231H20V230H19ZM23 231H24V230H23ZM34 231H35V230H34ZM65 231H66V230H65ZM73 231H74V230H73ZM106 231H107V230H106ZM118 231H119V230H118ZM133 231H134V230H133ZM144 231H145V230H144ZM210 231H211V230H210ZM223 231H224V230H223ZM230 231L232 232L233 230H230ZM237 231H238V230H237ZM243 231H245V230H243ZM258 231H259V230H258ZM37 232H38V231H37ZM61 232H62V231H61ZM109 232H110V231H109ZM207 232H208V231H207ZM226 232H227V231H226ZM233 232H234V231H233ZM256 232H257V231H256ZM6 233H7V232H6ZM57 233H59V232L57 231ZM70 233H71V232H70ZM94 233H95V232H94ZM213 233H214V232H213ZM237 233L239 234V232H237ZM4 234H5V233H4ZM59 234H62V233H59ZM158 234H159V233H158ZM211 234H212V233H211ZM224 234H225V233H224ZM72 235H73V234H72ZM102 235H103V234H102ZM106 235H107V234H106ZM140 235H141V234H140ZM140 235H139V236H140ZM146 235H148V234H146ZM233 235H234V234H233ZM236 235H237V234H236ZM243 235H244V234H243ZM59 236H60V235H59ZM139 236H138V237H139ZM142 236H143V235H142ZM210 236H211V235H210ZM213 236H214V235H213ZM225 236H226V235H225ZM67 237H68V236H67ZM74 237H77V236H74ZM79 237H80V236H79ZM95 237H96V236H95ZM101 237H102V236H101ZM136 237H137V236H136ZM136 237H135V239H137ZM226 237H227V236H226ZM71 238H72V236H71ZM96 238H97V237H96ZM141 238H142V237H141ZM233 238H234V237H233ZM263 238H264V237H263ZM65 239H66V238H65ZM75 239H76V238H75ZM75 239H74V240H75ZM126 239H127V238H126ZM226 239H227V238H226ZM226 239H225V240H226ZM94 240H95V239H94ZM101 240H102V239H101ZM141 240H142V239H141ZM144 240H145V239H144ZM210 240H211V239H210ZM213 240H214V239H213ZM67 241H68V240H67ZM70 241H71V240H70ZM86 241H87V240H86ZM96 241H97V240H96ZM134 241H135V240H134ZM134 241H133V242H134ZM226 241H227V240H226ZM65 242H66V241H65ZM65 242L63 241V244H64ZM143 242H144V241H143ZM156 242H157V241H156ZM212 242H213V241H212ZM243 242H244V241H243ZM136 243H137V242H136ZM140 243H141V242H140ZM149 243H150V242H149ZM152 243H154V242H152ZM152 243H151V244H152ZM226 243H227V242H226ZM262 243H263V242H262ZM14 244H15V243H14ZM16 244H17V243H16ZM63 244H62V245H63ZM67 244H68V243H67ZM134 244H135V242H134ZM213 244H214V243H213ZM248 244H249V243H248ZM260 244H261V243H260ZM71 245H72V244H71ZM106 245H107V244H106ZM139 245H140V244H139ZM225 245H226V244H225ZM225 245H224V246H225ZM16 246H17V245H16ZM56 246H57V245H56ZM58 246H60V245H58ZM93 246H94V245H93ZM108 246H109V245H108ZM156 246H157V245H156ZM63 247H64V245H63ZM132 247H133V245H132ZM190 247H191V246H190ZM192 247H193V246H192ZM57 248H58V247H57ZM147 248H148V247H147ZM214 248H215V247H214ZM214 248L212 247L213 251H214ZM216 248H217V246H216ZM246 248H247V247H246ZM60 249H61V248H60ZM65 249H66V248H65ZM65 249H64V252L66 251ZM101 249H102V248H101ZM149 249H150V247H149ZM153 249H154V248H153ZM219 249H220V248H219ZM239 249H240V248H239ZM253 249H254V248H253ZM49 250H50V249H49ZM49 250H48V251H49ZM74 250H76V249L74 248ZM110 250H111V249H110ZM118 250H119V249H118ZM137 250H138V249H137ZM145 250H146V249H145ZM203 250H204V249H203ZM203 250H202V251H203ZM68 251H69V250H68ZM70 251H71V250H70ZM101 251H102V250H101ZM134 251H136V249H134ZM147 251H148V250H147ZM254 251H255V250H254ZM50 252H51V251H50ZM56 252H57V251H56ZM62 252H63V250H62ZM62 252H61V253H62ZM64 252H63V253H64ZM66 252H67V251H66ZM75 252H76V251H75ZM126 252H127V251H126ZM144 252H145V251H144ZM154 252H156V250H155ZM204 252H205V251H204ZM227 252H228V251H227ZM101 253H102V252H101ZM115 253H116V252H115ZM128 253H129V252H128ZM134 253H135V252H134ZM137 253H138V252H137ZM209 253H210V252H209ZM222 253H223V252H222ZM224 253H225V252H224ZM228 253H229V252H228ZM230 253H231V252H230ZM69 254H70V253H69ZM113 254H114V253H113ZM121 254H122V253H121ZM121 254H120V255H121ZM126 254H127V253H126ZM141 254H142V253H141ZM148 254H149V253H148ZM155 254H156V253H155ZM191 254H192V252H191ZM196 254H197V253H196ZM198 254H199V253H198ZM203 254H205V253H203ZM210 254H211V256H212V252H211ZM213 254H215V252H214ZM262 254H263V253H262ZM52 255H53V254H52ZM101 255H102V254H101ZM120 255H119V256H120ZM122 255H123V254H122ZM230 255H232V254H230ZM49 256H50V255H49ZM66 256H67V255H66ZM69 256H70V259H71V258H72L71 255H69ZM73 256H74V255H73ZM137 256H138V255H137ZM141 256H142V255H141ZM188 256H189V255H188ZM188 256H185V257H188ZM0 257H1V256H0ZM64 257H65V256H64ZM112 257H113V256H112ZM124 257H125V256H124ZM144 257H145V256H144ZM212 257H213V256H212ZM212 257H211V258H212ZM214 257H215V256H214ZM256 257H257V256H256ZM256 257L254 256V258H256ZM75 258H76V257H75ZM109 258H110V257H109ZM120 258H121V257H120ZM120 258H119V259H120ZM194 258H196V257H194ZM208 258H209V257H208ZM219 258H220V257H219ZM261 258H262V257H261ZM261 258H260V259H261ZM191 259H192V258H191ZM257 259H258V258H257ZM42 260H43V259H42ZM47 260H48V259H47ZM63 260H64V258H63ZM74 260H75V259H74ZM263 260H264V258H263ZM208 261H209V259H208ZM242 261H243V260H242ZM123 262H124V260H123ZM196 262H197V261H196ZM205 262H206V261H205ZM209 262H210V261H209ZM255 262H256V260H255ZM257 262H258V261H257ZM47 263H48V262H47ZM54 263H55V262H54ZM68 263H69V262H68ZM75 263H76V262H75ZM77 263H78V262H77ZM202 263H203V262H202ZM206 263H207V262H206ZM206 263H205V264H206ZM210 263H211V262H210ZM210 263H209V264H210ZM260 263H261V262H260ZM262 263H263V262H262ZM97 264H98V263H97ZM180 264H181V263H180Z\"/></svg>",
	"mask_w": 264,
	"mask_h": 264
}]
</instances>
